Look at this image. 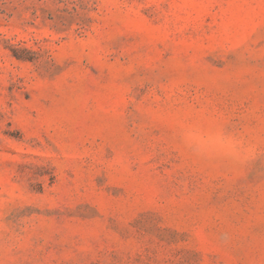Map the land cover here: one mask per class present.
Instances as JSON below:
<instances>
[{"label":"rangeland","instance_id":"obj_1","mask_svg":"<svg viewBox=\"0 0 264 264\" xmlns=\"http://www.w3.org/2000/svg\"><path fill=\"white\" fill-rule=\"evenodd\" d=\"M0 264H264V0H0Z\"/></svg>","mask_w":264,"mask_h":264}]
</instances>
